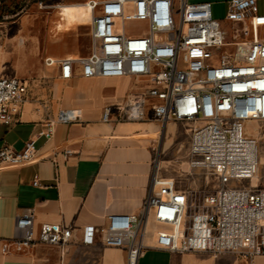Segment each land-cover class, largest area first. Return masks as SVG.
<instances>
[{
    "label": "built area",
    "instance_id": "2783aa9c",
    "mask_svg": "<svg viewBox=\"0 0 264 264\" xmlns=\"http://www.w3.org/2000/svg\"><path fill=\"white\" fill-rule=\"evenodd\" d=\"M86 2L92 12L87 52L45 55L44 66L57 68L55 77L61 79L129 78L130 92L105 104L100 120L153 122L158 133L170 120L189 123V165L211 170L217 186L189 209L188 191L171 177L155 175L139 213L112 212L97 228L83 226V242H93L97 233L103 245L126 249V264H136L150 217L161 226L154 248L247 259L264 255V187L251 186L258 138L244 125L264 122V10L259 8L264 0H226L227 28L213 18L208 0ZM126 23L137 28L127 29ZM29 91L27 80L0 76V124L18 119ZM80 118V108H60L39 134L49 138L56 122ZM35 141L29 138L19 150L0 147V166L39 159ZM70 235L60 222L35 229L27 210L15 216L14 233L2 251H21L34 242L62 244Z\"/></svg>",
    "mask_w": 264,
    "mask_h": 264
},
{
    "label": "crops",
    "instance_id": "0c3cea01",
    "mask_svg": "<svg viewBox=\"0 0 264 264\" xmlns=\"http://www.w3.org/2000/svg\"><path fill=\"white\" fill-rule=\"evenodd\" d=\"M0 26V76L30 82L18 119L0 124V147L19 150L32 137L40 156L21 166H0V264H126L125 248L103 245L97 233L93 242L85 243L82 228L105 224L112 212L141 211L152 178L163 176L158 172L160 137L175 121H168L159 133L153 122L101 121V108L130 92L129 78L55 77L57 68L44 66L43 57L81 54L76 38L67 51L59 53L43 46L35 21L27 16L0 22ZM17 46L12 62H7V53ZM68 107L80 108V120L56 122L49 138L39 134L46 121ZM27 210L33 214L35 229L43 222L70 227L68 240L34 242L21 251L3 252V241L14 233L15 216ZM159 228L152 219L144 228L145 247L136 264H264V255L247 259L234 253L154 248Z\"/></svg>",
    "mask_w": 264,
    "mask_h": 264
},
{
    "label": "rangeland",
    "instance_id": "374dc122",
    "mask_svg": "<svg viewBox=\"0 0 264 264\" xmlns=\"http://www.w3.org/2000/svg\"><path fill=\"white\" fill-rule=\"evenodd\" d=\"M86 0H1L0 22L18 20L27 16L35 21L36 34L42 40L43 46L52 51L64 53L71 46L74 38L75 45L81 50V54L87 52L89 44V22L90 12L84 6ZM204 1V0H188ZM211 1L212 16L217 19L225 28L229 26L225 14L227 10L226 0ZM260 11L264 5L260 3ZM78 25V26H77ZM76 26V27H75ZM127 29H135L132 23L125 24ZM3 28L0 26V33ZM18 46L7 53V62H10L11 54L18 50ZM12 62V61H11ZM7 65V63H5ZM18 77V76H17ZM118 90L122 86L117 87ZM164 129L157 149V157L160 160L158 172L167 177L173 178L179 189L188 191L189 209L200 205L202 195L212 191L217 186L215 174L207 168H193L189 165L188 144L186 135H189L190 124L175 121ZM245 132L255 135L258 138V168L251 180V186L264 187V122L259 120H246ZM166 133V134H165ZM170 140L168 141V138ZM171 143L170 146H163V143ZM169 145V144H168ZM245 184L249 181L243 180ZM150 223V222H149Z\"/></svg>",
    "mask_w": 264,
    "mask_h": 264
},
{
    "label": "bare ground",
    "instance_id": "6f19581e",
    "mask_svg": "<svg viewBox=\"0 0 264 264\" xmlns=\"http://www.w3.org/2000/svg\"><path fill=\"white\" fill-rule=\"evenodd\" d=\"M84 6L89 10V12H90V20H91L92 12H91V9H90V7L88 6V4H87L86 1H85V3H84ZM150 220H151V218L149 217V218L147 219L146 225L150 222ZM146 225H145V227H146Z\"/></svg>",
    "mask_w": 264,
    "mask_h": 264
}]
</instances>
